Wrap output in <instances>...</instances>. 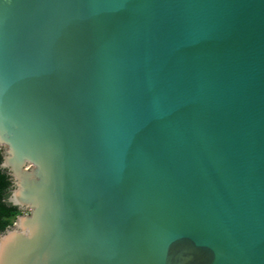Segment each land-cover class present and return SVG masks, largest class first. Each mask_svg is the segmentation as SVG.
<instances>
[{"label":"water","instance_id":"obj_1","mask_svg":"<svg viewBox=\"0 0 264 264\" xmlns=\"http://www.w3.org/2000/svg\"><path fill=\"white\" fill-rule=\"evenodd\" d=\"M0 150V264H264V0H0Z\"/></svg>","mask_w":264,"mask_h":264},{"label":"trees","instance_id":"obj_2","mask_svg":"<svg viewBox=\"0 0 264 264\" xmlns=\"http://www.w3.org/2000/svg\"><path fill=\"white\" fill-rule=\"evenodd\" d=\"M2 162V151L0 150V165ZM12 181L6 171L0 168V234L11 227L21 211L8 202L12 190Z\"/></svg>","mask_w":264,"mask_h":264},{"label":"rangeland","instance_id":"obj_3","mask_svg":"<svg viewBox=\"0 0 264 264\" xmlns=\"http://www.w3.org/2000/svg\"><path fill=\"white\" fill-rule=\"evenodd\" d=\"M25 213L27 214V211H25Z\"/></svg>","mask_w":264,"mask_h":264}]
</instances>
